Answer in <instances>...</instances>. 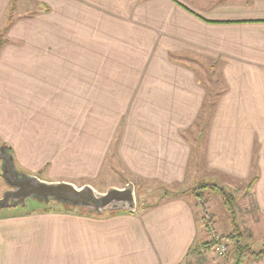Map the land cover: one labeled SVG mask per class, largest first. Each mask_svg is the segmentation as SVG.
<instances>
[{
  "label": "crops",
  "instance_id": "1",
  "mask_svg": "<svg viewBox=\"0 0 264 264\" xmlns=\"http://www.w3.org/2000/svg\"><path fill=\"white\" fill-rule=\"evenodd\" d=\"M13 2L0 0V144L51 179L121 173L174 194L133 212L0 215V264H183L200 223L174 186L199 173L187 132L213 97L188 55L223 87L197 162L248 182L264 219V0H39L37 17L7 24Z\"/></svg>",
  "mask_w": 264,
  "mask_h": 264
},
{
  "label": "rangeland",
  "instance_id": "2",
  "mask_svg": "<svg viewBox=\"0 0 264 264\" xmlns=\"http://www.w3.org/2000/svg\"><path fill=\"white\" fill-rule=\"evenodd\" d=\"M12 5L11 12L13 20L18 16H20L21 19L24 17L28 20L34 19V17H37L38 14H40V10L47 8V6L42 5L39 0H14ZM43 19L45 22L49 20L48 18ZM3 29L4 27H0V37L5 42L7 34ZM43 38H45L47 41L51 40V38L48 36ZM195 56L196 54L194 56L188 55L186 61L191 63L193 68L196 70L198 78L203 81V84L207 86V89L211 91V93L212 90L220 91L222 83L215 82V77L218 76V74H216L218 73L216 72L217 68L210 65V60H207L206 58H195ZM178 57L183 59L182 54H180ZM205 113L206 110H204L203 113L199 115L197 122L195 125H193V128L187 132V135L192 141L193 147V155L190 164L192 167L191 171L193 172L197 164L196 168L199 170V173L197 176L190 174L189 178L184 183L174 186V190L185 192L187 197L192 198L195 202H197V218L200 223L199 233L197 234L195 241V249L191 251L183 264H217L218 262L225 261L226 257L224 253H220L216 247H205L204 242L213 239L216 235L220 236L229 232L238 234L235 240L240 241L241 245L245 247V257L244 260L240 262V264H264V219L259 220L258 223H256L254 220L258 217V214L252 205L253 198L251 192L249 189H247L248 182L226 178L215 171L207 169L203 162H197L199 157L202 158L201 149H199L201 147H199L200 143L198 142V139L200 134L199 132L203 128L205 122L208 120ZM16 165L19 169L29 173H34L43 179L56 180L48 178L43 172H33L32 170L23 167L19 163H16ZM119 166L120 165L118 163L115 166V169H117ZM117 175V177H108L106 180H104V182L101 178L99 181H92L91 183L72 182L76 183L77 185L89 183L102 191L106 190L110 186H123L128 180L133 181L135 185H137L136 181L130 176H127V178L124 180H120L118 177L122 176L121 173L120 175ZM105 182H113L114 185L106 186V184H104ZM219 183L225 186V191H223L220 187H212V184L217 185ZM7 187V184L0 175V196ZM136 195L139 204H141V202L149 204L162 197L163 190L155 182H143V185L138 184L136 186ZM61 206L65 205L55 200H51L50 202H42L31 198L28 199L25 205L2 208L0 210V215H12L14 213L38 210L44 207L60 208ZM67 206H69V208H75L70 205ZM76 209L82 212H87L79 208ZM108 212L111 211L108 210L104 213ZM210 213L215 216L216 220L215 224L211 226V228H207L202 216L204 214Z\"/></svg>",
  "mask_w": 264,
  "mask_h": 264
},
{
  "label": "water",
  "instance_id": "3",
  "mask_svg": "<svg viewBox=\"0 0 264 264\" xmlns=\"http://www.w3.org/2000/svg\"><path fill=\"white\" fill-rule=\"evenodd\" d=\"M1 177L7 188L0 196V210L25 205L28 199L58 201L91 214L105 211H136V185L128 180L123 186H110L102 191L92 184L77 185L69 180H46L17 167L15 156L7 144H0Z\"/></svg>",
  "mask_w": 264,
  "mask_h": 264
},
{
  "label": "trees",
  "instance_id": "4",
  "mask_svg": "<svg viewBox=\"0 0 264 264\" xmlns=\"http://www.w3.org/2000/svg\"><path fill=\"white\" fill-rule=\"evenodd\" d=\"M11 16L12 15L10 14L9 19L7 20V24H9L11 22V20H10ZM7 26L8 25H6L4 27V29H3L4 31L6 30ZM3 44H4V40L0 37V48L2 47ZM222 89H223V87H221L220 91L216 90L217 92L212 90L213 97L207 100L205 109H203V111L206 110L205 114L207 115V119L210 116L211 107L217 101L216 96L218 97L220 95V93L222 92ZM199 147H201V145ZM199 149H201V148H199ZM254 180H256V176L251 180L250 185L248 187H250L253 184ZM215 186L220 187L223 191H225L224 187L212 184V187H215ZM162 190H163L162 196H166V195H169L171 193L174 194L172 189H170V188L163 187ZM202 218H203L205 226L207 228H211V226H213L215 224L216 218L211 213L210 214H204L202 216ZM237 235L238 234L229 232V233H226L224 235L215 236L213 239L204 242L205 247H216L217 245L222 244V243H225V245L227 246L226 249L224 250V255L226 257V260L223 262H218L217 264H240V262H242L244 260V257H245V250L244 249H245V247L241 245L240 241L235 240ZM225 240H226V242H225ZM195 246H196V243L194 242L193 245L189 248V250L187 252V257L191 253V251L193 249H195Z\"/></svg>",
  "mask_w": 264,
  "mask_h": 264
},
{
  "label": "built area",
  "instance_id": "5",
  "mask_svg": "<svg viewBox=\"0 0 264 264\" xmlns=\"http://www.w3.org/2000/svg\"><path fill=\"white\" fill-rule=\"evenodd\" d=\"M217 250H219L220 253H223L224 250L226 249V245L225 244H220L216 247Z\"/></svg>",
  "mask_w": 264,
  "mask_h": 264
}]
</instances>
